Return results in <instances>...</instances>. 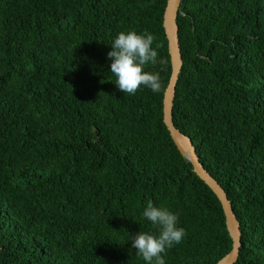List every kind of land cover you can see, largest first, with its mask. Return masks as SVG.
I'll return each mask as SVG.
<instances>
[{
	"label": "trees",
	"instance_id": "obj_1",
	"mask_svg": "<svg viewBox=\"0 0 264 264\" xmlns=\"http://www.w3.org/2000/svg\"><path fill=\"white\" fill-rule=\"evenodd\" d=\"M168 0H0V264H144L147 202L186 235L166 264L233 248L217 194L165 123ZM174 122L241 224L235 264H264V0H183ZM147 32L160 91H118L111 40ZM129 240V241H128Z\"/></svg>",
	"mask_w": 264,
	"mask_h": 264
},
{
	"label": "clouds",
	"instance_id": "obj_2",
	"mask_svg": "<svg viewBox=\"0 0 264 264\" xmlns=\"http://www.w3.org/2000/svg\"><path fill=\"white\" fill-rule=\"evenodd\" d=\"M153 37L147 32L121 31L111 40L107 59L108 71L119 92L135 95L141 87L153 93L160 91L157 73L146 71L147 65L158 62V52L152 47ZM142 217L151 223L155 231H138L129 239L131 248L142 258L144 264H166L169 249L182 242L185 229L179 226V217L166 206H157L149 201ZM128 240V241H129Z\"/></svg>",
	"mask_w": 264,
	"mask_h": 264
},
{
	"label": "water",
	"instance_id": "obj_3",
	"mask_svg": "<svg viewBox=\"0 0 264 264\" xmlns=\"http://www.w3.org/2000/svg\"><path fill=\"white\" fill-rule=\"evenodd\" d=\"M182 2L183 0H168L164 15V25L169 39V48L172 59L171 78L164 97V120L180 150L192 162L195 172L212 188L222 202L227 218V225L233 238V248L229 254L219 260L216 264H235L240 258L243 242L241 224L235 213L233 203L225 188L206 169L198 155L193 139L181 131L174 122V102L180 73L184 64L178 23Z\"/></svg>",
	"mask_w": 264,
	"mask_h": 264
}]
</instances>
